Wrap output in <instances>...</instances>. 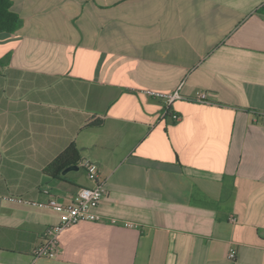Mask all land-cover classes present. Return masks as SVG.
Here are the masks:
<instances>
[{"label": "crops", "instance_id": "0c3cea01", "mask_svg": "<svg viewBox=\"0 0 264 264\" xmlns=\"http://www.w3.org/2000/svg\"><path fill=\"white\" fill-rule=\"evenodd\" d=\"M12 10L20 28L0 33V264H264V0ZM176 89L178 120L144 92ZM72 142L79 169L46 176ZM86 161L106 188L101 220L34 259L60 222L50 200L96 185Z\"/></svg>", "mask_w": 264, "mask_h": 264}, {"label": "built area", "instance_id": "2783aa9c", "mask_svg": "<svg viewBox=\"0 0 264 264\" xmlns=\"http://www.w3.org/2000/svg\"><path fill=\"white\" fill-rule=\"evenodd\" d=\"M144 92L149 96L161 99L165 103L164 116L171 114V106L175 101L184 99L180 89L170 92L157 90H145ZM195 100L203 104H212L205 92H198ZM171 115L175 120L180 118L177 114ZM85 169L89 179L96 181V185L94 187H80L76 195L68 202L57 198L50 200L49 206L59 214L60 222L50 227L44 241L34 248L32 253L34 259L42 257L56 258L58 256L59 238L65 229L81 222L101 220V216L96 209L105 197L106 188L103 181L98 180L100 174L96 163L86 161ZM126 225L134 226L132 223H126ZM228 258L236 260L237 250L231 248Z\"/></svg>", "mask_w": 264, "mask_h": 264}, {"label": "trees", "instance_id": "16d2710c", "mask_svg": "<svg viewBox=\"0 0 264 264\" xmlns=\"http://www.w3.org/2000/svg\"><path fill=\"white\" fill-rule=\"evenodd\" d=\"M20 26L21 18L12 10V0H0V33H14ZM102 123L103 120L99 119L90 122L88 126H100ZM81 160L80 150L76 143L72 142L43 169V173L53 180H60L66 168L79 166Z\"/></svg>", "mask_w": 264, "mask_h": 264}, {"label": "water", "instance_id": "95a60500", "mask_svg": "<svg viewBox=\"0 0 264 264\" xmlns=\"http://www.w3.org/2000/svg\"><path fill=\"white\" fill-rule=\"evenodd\" d=\"M79 169V166L78 165H73V166H70L68 168H66L63 172V174H67L69 171H72V170H78Z\"/></svg>", "mask_w": 264, "mask_h": 264}]
</instances>
